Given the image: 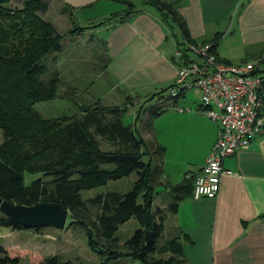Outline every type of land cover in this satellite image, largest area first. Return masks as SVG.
I'll use <instances>...</instances> for the list:
<instances>
[{
    "label": "trees",
    "instance_id": "16d2710c",
    "mask_svg": "<svg viewBox=\"0 0 264 264\" xmlns=\"http://www.w3.org/2000/svg\"><path fill=\"white\" fill-rule=\"evenodd\" d=\"M8 1L0 0V130L4 137L0 144V199L25 206L38 202L59 203L71 211L82 205V192L135 173L136 180L128 192H111L95 198V203L101 205L97 221L100 236L106 241V251L101 252L88 233L89 248L106 254L108 259L120 257L121 253L110 247L119 226L133 218L139 228L124 243L125 256L140 264H183L181 246L176 239L159 247L155 243L163 232L162 216L157 211L152 212L153 199L158 193L156 175L161 166H152L151 160L144 161L151 145L130 126L123 125L127 104L103 106L98 100L82 107L85 115L79 120L66 116L42 118L35 106L53 100L58 87L56 73L46 83L39 80L46 72L43 59L60 50L61 36L40 16L47 10L46 3L26 0L23 8L16 10L7 6ZM137 1L158 10L161 21L171 30L175 51H186L187 45H197L171 4L159 0ZM125 4L126 9L121 14H114L94 27L122 23L137 12L133 0H126ZM82 31L83 28L74 26L69 34ZM217 39L201 43H211L216 53ZM259 72L264 74V66ZM158 114L152 112V115ZM97 137L117 148L101 150ZM163 152V147L156 146L152 154ZM28 176L35 178L27 182ZM170 190L172 201L167 212L174 214L183 200L181 195L192 194L193 178ZM13 229L26 230L18 226ZM147 232L152 234L148 243L145 241ZM0 252L5 253L1 247ZM164 254L169 256L163 258ZM0 264H18V260L4 257ZM42 264L67 263L52 257Z\"/></svg>",
    "mask_w": 264,
    "mask_h": 264
},
{
    "label": "crops",
    "instance_id": "0c3cea01",
    "mask_svg": "<svg viewBox=\"0 0 264 264\" xmlns=\"http://www.w3.org/2000/svg\"><path fill=\"white\" fill-rule=\"evenodd\" d=\"M159 1L173 6L185 23L190 38L197 44L218 38L215 51L223 61L229 62L222 58L227 57L228 51L221 46L229 33L232 34L230 38L239 36L245 46L259 49L255 53L249 52L254 53L252 56L264 52V0ZM150 7L158 16L136 8L137 12L124 22L105 26V47L109 57L114 59L108 63L110 72L125 86L124 89L138 90L145 95L161 85L173 84L177 70L172 60L175 40L171 30L161 21L158 10ZM103 97L108 101L103 106L118 103L107 93ZM99 100L102 103V99ZM187 113L192 114L180 116V120L193 131L191 140L193 145L197 144L196 158L186 161L187 170L179 180L177 177L169 179V174L163 170V164H176L174 160L161 158L154 162L161 166V181L159 178L156 186L163 185L164 189L155 195L152 209L155 206L154 212L162 216L163 231L171 214L167 212L172 201L170 187L194 179L218 136L217 125L199 108L194 112L188 109ZM261 117L262 131L255 136L250 147L222 161L223 169L232 174L221 176L217 196L214 199H194L191 192L183 194L176 213L170 215L175 223L171 222L174 229L182 233L179 243L183 264H264V104ZM164 151L167 154V149Z\"/></svg>",
    "mask_w": 264,
    "mask_h": 264
},
{
    "label": "rangeland",
    "instance_id": "374dc122",
    "mask_svg": "<svg viewBox=\"0 0 264 264\" xmlns=\"http://www.w3.org/2000/svg\"><path fill=\"white\" fill-rule=\"evenodd\" d=\"M25 1L9 0L7 6L19 10L23 8ZM41 1L47 4V10L40 16L49 22L61 36V48L59 51L47 54L43 59L46 72L39 78L40 81L46 83L54 76V73L57 74L56 96L51 101L36 105V111L44 119L66 116L72 120H79L85 115L82 107L91 106L100 98L102 99L101 104H108V101L103 99V94L107 93L112 100L114 98L118 101V103L109 104H117L116 106L119 107L127 104L122 117L123 125L130 126L147 145H151L149 156L144 157V161L151 160L153 166L154 162L161 158L164 161L174 160L176 164L165 166L163 164V170L165 174H169V179L171 177L174 180L177 177L179 180L183 171L187 170L186 161L196 158L197 150V144L193 145L191 140V135H194L193 131L186 126V122L182 123L180 116L192 114L187 113L188 109L194 112L198 108L201 104L199 91L195 88L186 90L180 97L174 99L170 96L172 84L169 86L164 84L145 95L138 90L132 92L124 89L125 86L115 79L108 65L111 59L112 61L114 59L109 57L105 47L106 28L105 26H94L114 14H121L126 9V0ZM133 2L137 8L150 11L158 16L152 7L140 5L137 0ZM74 26L83 28L82 33L70 35L69 32ZM236 35L239 34L236 33ZM231 36V33L227 34L221 46L228 51L227 57L222 58L232 64L242 63V60L250 58L259 50L253 46H245L239 36L230 38ZM174 52L175 50L172 56ZM249 60L252 61V59ZM180 109L184 112H179ZM153 111L159 114L152 115ZM96 140L103 151H112L117 148L99 137ZM3 141L4 137L0 130V144ZM156 144L164 150L167 149L169 155L166 153L152 154ZM160 176V174L156 175L157 181ZM34 178L28 176L26 181L29 182ZM135 180L136 175L133 173L118 181H109L104 187L82 192V205L71 211L68 210L63 230L54 228L14 230L0 225V247L5 251L4 254L0 252V259L16 258L18 264H42L52 257L67 264H140L130 260L124 254V243L139 228L133 218L119 226L115 234L116 240L110 247L113 251L121 253V256L108 259L109 257L104 254L106 241L100 236L97 221L101 205L95 203V198L99 195L128 192ZM159 180L161 181V178ZM162 188L164 189L163 185H157L156 192H162ZM155 208L154 206L152 212ZM170 215L165 230L156 239L157 247L165 245L170 239L174 238L176 242H179L182 238V233L174 229L172 224L174 221ZM4 219L5 216L0 212V222ZM88 233L96 241L98 249L104 252L103 254H98L89 248ZM168 256L164 254L162 257L167 258Z\"/></svg>",
    "mask_w": 264,
    "mask_h": 264
},
{
    "label": "built area",
    "instance_id": "2783aa9c",
    "mask_svg": "<svg viewBox=\"0 0 264 264\" xmlns=\"http://www.w3.org/2000/svg\"><path fill=\"white\" fill-rule=\"evenodd\" d=\"M176 50L173 62L176 78L171 98L193 88L200 93L199 111L218 127V136L200 172L194 176V199H214L224 170L222 161L246 150L262 131L261 109L264 104V52L240 64L218 58L211 43L187 45ZM179 112H184L180 109Z\"/></svg>",
    "mask_w": 264,
    "mask_h": 264
},
{
    "label": "water",
    "instance_id": "95a60500",
    "mask_svg": "<svg viewBox=\"0 0 264 264\" xmlns=\"http://www.w3.org/2000/svg\"><path fill=\"white\" fill-rule=\"evenodd\" d=\"M0 212L5 220L0 222L4 228L15 226L26 230L54 228L63 230L68 217V210L59 203L38 202L32 206L15 205L0 199ZM152 234L147 232L145 241L150 242Z\"/></svg>",
    "mask_w": 264,
    "mask_h": 264
}]
</instances>
